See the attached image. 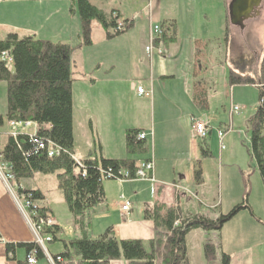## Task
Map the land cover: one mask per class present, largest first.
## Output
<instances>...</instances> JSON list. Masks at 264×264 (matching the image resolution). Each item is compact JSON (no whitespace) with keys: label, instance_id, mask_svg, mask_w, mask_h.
<instances>
[{"label":"crops","instance_id":"crops-1","mask_svg":"<svg viewBox=\"0 0 264 264\" xmlns=\"http://www.w3.org/2000/svg\"><path fill=\"white\" fill-rule=\"evenodd\" d=\"M9 1L0 0V7ZM29 1L39 6L36 13H32L29 25L12 22L10 14L2 16L0 13V40L16 33L20 38L35 36L76 47L72 53L76 157L84 159L97 154L116 159L128 157L126 132L129 129L145 132L149 147V140H153L152 150L150 147L148 155L139 156L138 164L146 159L152 162L155 194L151 190V181L147 179L105 180L104 201L86 216L88 237L95 238L112 228L120 239L149 241L156 236V230L152 217L147 216L146 211L156 203L178 207L183 213L218 218L222 212L218 210L216 179L211 172L214 159L209 150L210 155L202 153L200 156L191 148L192 118L188 117L195 115L194 109L201 112L198 117L207 119L205 109L211 108L212 100H218V97L212 98L204 86V83L214 85V82L209 77H202L203 50L216 48L213 49L212 64L218 65L221 73L227 72L226 58H241L230 57L229 49L239 44V36L243 32L255 29L259 15L248 19L241 28L230 23L229 5L232 0H97L94 4L108 15L115 11L122 19L132 20L133 24L126 33L111 38L95 23L92 44L85 45L78 14L71 11L72 0ZM261 12L262 8L259 14ZM173 24L176 39L161 41L158 45L154 41L152 52L148 53L146 47L150 45L153 27ZM227 26L230 30L228 44L225 42ZM222 36L224 47L220 40L215 46L212 39ZM255 56L258 57L256 62L250 60L258 64L261 54ZM138 86L149 95H140ZM6 111L7 85L0 81V114L4 115ZM8 129L6 123L0 131L6 133ZM34 131V128L26 130L29 133ZM3 140H6L4 135L0 138V151L5 145ZM179 149H184V152L180 154ZM197 167L202 172L200 183L195 177ZM30 180H22L20 185L37 192L35 195L39 199L35 200L36 204L48 208L56 225L61 228L60 240L55 243V240L48 241L49 245H46L51 255L60 254L64 249L61 239L81 237L82 231L75 225L55 177L42 175ZM35 180L38 183L33 184ZM124 201L131 203L126 213L122 212ZM252 216L257 218L255 213ZM244 217L255 233L259 224L246 215ZM258 231L259 238L254 239L252 245L238 248L231 256L230 264H263V229ZM0 236L5 241L0 242V264L26 263V248L15 246L14 251L9 252L7 245L34 242V235L1 181ZM208 240L218 247L217 259L211 264H221V232L202 229L192 230L186 237L190 264H209L204 254V244ZM38 264L51 263L44 257L38 260ZM111 264L130 263L122 259ZM156 264H161L160 259Z\"/></svg>","mask_w":264,"mask_h":264},{"label":"trees","instance_id":"trees-1","mask_svg":"<svg viewBox=\"0 0 264 264\" xmlns=\"http://www.w3.org/2000/svg\"><path fill=\"white\" fill-rule=\"evenodd\" d=\"M94 1L97 0H72L71 3V11H76L80 20L83 44H92L95 23L105 29L111 38L130 29L132 20L122 19L115 11L108 15ZM119 22L123 24L121 29H118ZM175 39L176 27L174 24L167 25L161 28V35L155 43L158 45L161 41L171 42ZM229 41L230 30L227 26L225 42L228 44ZM75 48L68 43L35 36L20 38L16 33H10L0 40V55L8 52L13 59L12 65L0 59V81L7 85V111L4 115L0 114V129L11 120H29L38 126L34 136L20 133L14 137L2 133L6 139L0 151L2 161L11 167L16 185L37 175L55 177L74 223L83 234L78 238L61 239L64 246L62 253L52 256L61 258L57 264H111L122 259L130 264H156L157 259L161 264H190L186 242L190 231L202 229L220 232L240 210L249 208L253 214L251 207L248 203L237 204L229 213H221L218 218L212 219L156 203L146 211V215L152 217L156 230V236L148 241L149 250L141 239H118L112 228L95 238L88 237L86 216L104 201L103 182L114 180L126 172L130 179H135L140 168L138 157L148 155L150 147L146 139H139L141 129H129L126 132L128 157L89 156L79 159L82 167L80 172H76L72 93V53ZM225 63L231 86L253 85L259 90V103L249 120V156L255 161L264 185V51L258 64L248 58H226ZM48 141L60 148L59 154L49 156ZM202 152L210 155L204 148ZM201 176V169L197 167L195 177L198 183ZM23 191L32 193L35 200L39 199L36 191ZM37 211L39 217H52L46 207L38 205ZM60 233L58 225L43 230V234L51 235L52 241L60 240ZM15 246L26 248L28 254L34 251L38 260L45 257L35 242L9 243L8 251L13 252ZM217 249L211 240L204 244V254L209 264L216 261ZM230 263L231 255L222 250L221 264Z\"/></svg>","mask_w":264,"mask_h":264},{"label":"rangeland","instance_id":"rangeland-1","mask_svg":"<svg viewBox=\"0 0 264 264\" xmlns=\"http://www.w3.org/2000/svg\"><path fill=\"white\" fill-rule=\"evenodd\" d=\"M31 2L29 0H10L7 4L1 5L0 13L2 16L10 14L9 18L12 22L29 25L32 13H36V10L39 9L38 5ZM30 3L33 5H30ZM260 7L262 8V12L258 14L259 16L255 20V29L245 31L239 36V44L229 49L228 53L230 57L254 59L256 62L258 57L255 54L260 55L264 51V0ZM261 8H259V13ZM152 34H154L153 29L151 31ZM219 38L214 37L212 39L213 43L216 44L217 40H220L224 47L223 36ZM211 48L203 50L201 66L202 77H209L214 82V85L204 83L206 90L209 91L212 98L218 97L217 101L212 100L211 108L204 111L212 131L209 138L202 142L192 138L191 126L190 142L192 141L191 144L193 146L191 148L195 149L197 155L202 156V148L209 150L212 154L214 166L211 172L213 173V178L216 179L218 210L227 214L237 204L248 203L253 213L257 215V218H253L249 208L242 209L220 231L222 235V249L233 256L238 248L247 246V244L252 245L253 241L259 238L260 231L257 232L258 229H263L261 235L264 236V185L255 161L249 156V120L258 106L259 90L253 85L231 86L228 81L229 70L227 66V72L221 73V68L218 65L214 66L212 64L213 49H217ZM233 105L240 108L239 114H231V107ZM192 112L195 114L194 117H198L201 113L199 111L196 112L194 109H192ZM190 118L192 117L189 115L188 119ZM220 130L225 132L223 138L225 148L223 150H221V140L219 137ZM152 141V139L149 140L151 150L153 148ZM3 142L5 143V140ZM158 149L160 150V147ZM179 151L182 154L184 149H179ZM24 180L31 181L30 179ZM35 183H38L37 180L33 182V184ZM185 185L188 186L187 184ZM244 215L250 220L254 219L259 224L255 233L253 228L248 226ZM62 220H65L64 216ZM244 242L245 245H242ZM144 244L149 250V242L144 241ZM46 245H49V243L47 242ZM244 264L248 263L244 262Z\"/></svg>","mask_w":264,"mask_h":264},{"label":"built area","instance_id":"built-area-1","mask_svg":"<svg viewBox=\"0 0 264 264\" xmlns=\"http://www.w3.org/2000/svg\"><path fill=\"white\" fill-rule=\"evenodd\" d=\"M123 27L122 22L118 23V29H121ZM154 34L150 37V45L146 47V51L148 53L152 52L153 43L156 40V38L161 35V27L159 25H155L153 27ZM159 53H162L161 50H159ZM0 59L2 61H5L8 65H12L13 59L11 58L10 54L8 52H3L2 55H0ZM137 92L142 95H149V93L146 92V90L138 86ZM240 108L238 106L233 105L231 107V114H239ZM8 131L5 134H8L10 136H17L20 133H29L26 132L27 129L34 128L35 131L32 133H29L31 136L36 135L38 126L35 122L29 121V120H11L7 122ZM1 130V129H0ZM212 128L208 122V120L205 117H192V136L193 138L200 140V141H206L210 134H211ZM2 132L0 131V138L2 136ZM225 136L224 131H219V137L221 140V150L225 148L223 144V138ZM139 139H146L147 134L143 131H141L138 135ZM48 153L49 156H55L60 153V148L55 145V143L48 141ZM76 161V172H80V168L82 167L81 161L76 157V155L73 156ZM153 170V164L151 161H145L142 164H140V168L137 171L136 178L141 179H147L151 181V190L152 193L155 194L156 192V181L151 176V172ZM111 178L112 176L109 175ZM129 173H125L123 176H118L114 178V180L118 182H124L126 180H129ZM0 181L2 182L4 188L8 192V194L11 196L13 202L15 203L17 209L20 211L22 217L26 221L27 225L31 229L33 235H34V242L39 245V247L42 249V251L45 254V257L50 261L51 264H57V261H61L60 257H57L56 259L50 254L46 247V243L48 241L52 240L51 235L49 234H43V230L45 228H50L56 225V222L53 217H39L37 206L35 202L34 195L30 192L23 191L24 188L21 185H16L14 182V176L11 173V167L2 161V158L0 156ZM131 208L130 201H124L122 205V212H129ZM0 242H5L4 239L0 236ZM27 264H38V258L36 257L35 252H31L27 255L26 258Z\"/></svg>","mask_w":264,"mask_h":264},{"label":"water","instance_id":"water-1","mask_svg":"<svg viewBox=\"0 0 264 264\" xmlns=\"http://www.w3.org/2000/svg\"><path fill=\"white\" fill-rule=\"evenodd\" d=\"M263 0H232L229 5L230 23L244 28L245 22L258 13Z\"/></svg>","mask_w":264,"mask_h":264},{"label":"flooded vegetation","instance_id":"flooded-vegetation-1","mask_svg":"<svg viewBox=\"0 0 264 264\" xmlns=\"http://www.w3.org/2000/svg\"><path fill=\"white\" fill-rule=\"evenodd\" d=\"M258 14H259V10H258V13H257V14H256V13L253 14V17H255V16L258 15ZM253 17H252V18H253Z\"/></svg>","mask_w":264,"mask_h":264}]
</instances>
